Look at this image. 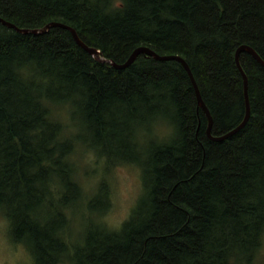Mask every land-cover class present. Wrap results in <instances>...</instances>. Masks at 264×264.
<instances>
[{"label":"trees","instance_id":"obj_1","mask_svg":"<svg viewBox=\"0 0 264 264\" xmlns=\"http://www.w3.org/2000/svg\"><path fill=\"white\" fill-rule=\"evenodd\" d=\"M0 17L26 29L66 24L118 64L140 46L182 57L213 136L245 116L237 50L250 46L264 60V0H122L114 9L111 0H0ZM240 63L251 117L214 142L180 62L141 55L117 70L65 29L24 35L0 24V209L13 239L35 264H252L264 239V67L247 53ZM61 106L72 108L78 142L139 164L146 187L120 230L90 227L78 246L65 235L66 212L83 192L70 161L76 141L52 117ZM157 123L172 128L169 139L139 146ZM124 127L132 130L127 142H138L124 145ZM98 192L93 213L109 208L101 204L107 186Z\"/></svg>","mask_w":264,"mask_h":264},{"label":"rangeland","instance_id":"obj_2","mask_svg":"<svg viewBox=\"0 0 264 264\" xmlns=\"http://www.w3.org/2000/svg\"><path fill=\"white\" fill-rule=\"evenodd\" d=\"M96 1V0H90ZM122 0H111V8H116ZM52 117L63 127L66 138L75 139L74 152L70 157L74 167V178L80 186L83 197L75 206H71L67 212L68 225L65 231L67 242L72 246L81 245L82 235L90 227H103L110 231H118L123 223L127 221L133 211L137 208L140 199L146 192L144 173L142 167L133 162H122L110 160L101 156L89 144L78 142L79 135L78 123L74 120L72 108L61 106L53 108ZM121 122H124L122 119ZM151 132L145 131L142 136L149 137L145 141L139 139V146H147L157 142H164L172 135V128L168 125L159 123L151 125ZM121 140L125 144H134L135 138L129 143L127 140L132 134L131 128H120ZM82 135H86L82 131ZM79 136V137H78ZM83 138V137H81ZM151 138H153L151 140ZM105 184L109 190L108 196L102 195L101 204H107L109 208L101 213H93L88 208V203L99 193V187ZM70 257H66L62 264H72ZM0 264H35L34 256L31 251L22 243L16 242L10 231V222L0 209ZM252 264H264V239Z\"/></svg>","mask_w":264,"mask_h":264},{"label":"water","instance_id":"obj_3","mask_svg":"<svg viewBox=\"0 0 264 264\" xmlns=\"http://www.w3.org/2000/svg\"><path fill=\"white\" fill-rule=\"evenodd\" d=\"M0 24L15 30L16 32L20 33V34H24V35H42V34H46L50 31V29L52 28H61V29H65L67 31H69L76 44L82 48L84 51H86L88 54H90L91 56H93L97 61L102 62V63H108L110 65H112L114 68H116L117 70H124L129 68L132 64H134V62L138 59L139 56L141 55H146L148 57L154 58L157 61H178L180 62L183 67L185 68V70L187 71V73L190 76L191 82L193 84V87L195 89V93H196V97H197V102H198V107L200 109L203 110V112L206 114V117L208 119V128H207V135L208 137L214 141V142H222L224 140H227L229 138H231L232 136H234L235 134L239 133L242 129H244L246 127V125L248 124L250 117H251V103H250V97H249V81H248V76L245 73V71L243 70L241 63H240V55L241 53H247L249 55H251L262 67H264V60L260 57V55L250 46L244 45L241 46L236 53V63L237 66L242 74L243 80H244V97H245V116L242 120V122L234 129H232L231 131L225 133L224 135L221 136H213L212 135V127H213V118L211 116V113L208 109V107L206 106L201 92H200V88L193 76V73L189 67V65L187 64V62L180 56H175V55H160L157 54L155 51L151 50L150 48L146 47V46H140L138 48H136L131 55L129 56V58L121 64L115 63L114 61L111 60H106L104 58H102V54L99 50H97L96 48H92L89 47L88 45H86L81 38L79 37L77 31L66 25L63 23H59V22H51L49 24H47L46 26H44L43 28L40 29H26V28H19L18 26H16L15 24H12L8 21H6L5 19L0 17Z\"/></svg>","mask_w":264,"mask_h":264}]
</instances>
